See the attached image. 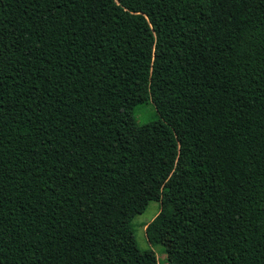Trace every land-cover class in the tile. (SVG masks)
<instances>
[{
  "label": "trees",
  "instance_id": "obj_1",
  "mask_svg": "<svg viewBox=\"0 0 264 264\" xmlns=\"http://www.w3.org/2000/svg\"><path fill=\"white\" fill-rule=\"evenodd\" d=\"M152 201L167 264H264V0H0V264H155Z\"/></svg>",
  "mask_w": 264,
  "mask_h": 264
},
{
  "label": "rangeland",
  "instance_id": "obj_2",
  "mask_svg": "<svg viewBox=\"0 0 264 264\" xmlns=\"http://www.w3.org/2000/svg\"><path fill=\"white\" fill-rule=\"evenodd\" d=\"M134 119L137 125H143L156 121L158 119V114L154 105L149 101L136 108ZM158 210L159 204L156 201L150 202L142 214L136 215L134 217L132 221V227L139 249H151V251L154 253L155 264H167L166 247L163 244L149 243L144 232V226L153 220V218L158 213Z\"/></svg>",
  "mask_w": 264,
  "mask_h": 264
}]
</instances>
